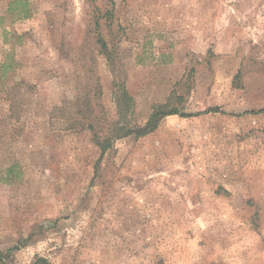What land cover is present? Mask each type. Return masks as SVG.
I'll return each mask as SVG.
<instances>
[{"label":"rangeland","instance_id":"374dc122","mask_svg":"<svg viewBox=\"0 0 264 264\" xmlns=\"http://www.w3.org/2000/svg\"><path fill=\"white\" fill-rule=\"evenodd\" d=\"M262 108L264 0H0V264H264Z\"/></svg>","mask_w":264,"mask_h":264},{"label":"trees","instance_id":"16d2710c","mask_svg":"<svg viewBox=\"0 0 264 264\" xmlns=\"http://www.w3.org/2000/svg\"><path fill=\"white\" fill-rule=\"evenodd\" d=\"M102 43L103 50L107 51L108 45L105 40H100ZM240 76V73H238L235 77L236 79ZM237 87H240L237 85ZM174 101L177 103V105L174 103ZM184 97L182 95H176L172 94L169 96L167 101L163 103H159L153 106L152 112L149 115L147 121L143 124L136 125V126H130L126 124H120L117 123L116 127L113 126L110 128L109 131L104 133V136H100L96 131L94 134V138L96 142L99 144L101 151L104 155V153L109 150L111 147H113V142L116 139H120L122 137L134 134L136 137H141L144 135L149 134L150 132L154 131L160 124L161 120L168 116L173 114H182L183 112H180V109L178 107V103L183 102ZM218 108L211 107L207 110L208 111H217ZM264 112V108L260 109L259 112ZM81 112V110H79ZM89 127L92 129H95L94 124L92 122L89 123ZM4 255L2 252H0V260L4 261Z\"/></svg>","mask_w":264,"mask_h":264}]
</instances>
